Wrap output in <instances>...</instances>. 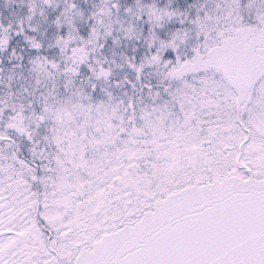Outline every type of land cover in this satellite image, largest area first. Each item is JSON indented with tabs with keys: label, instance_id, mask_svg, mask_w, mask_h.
<instances>
[{
	"label": "snow or ice",
	"instance_id": "snow-or-ice-1",
	"mask_svg": "<svg viewBox=\"0 0 264 264\" xmlns=\"http://www.w3.org/2000/svg\"><path fill=\"white\" fill-rule=\"evenodd\" d=\"M0 264H264V0H0Z\"/></svg>",
	"mask_w": 264,
	"mask_h": 264
}]
</instances>
